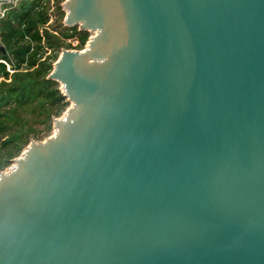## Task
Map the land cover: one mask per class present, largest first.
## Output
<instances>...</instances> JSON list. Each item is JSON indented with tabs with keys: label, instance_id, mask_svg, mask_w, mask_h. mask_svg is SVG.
Instances as JSON below:
<instances>
[{
	"label": "water",
	"instance_id": "obj_1",
	"mask_svg": "<svg viewBox=\"0 0 264 264\" xmlns=\"http://www.w3.org/2000/svg\"><path fill=\"white\" fill-rule=\"evenodd\" d=\"M63 8L95 35L0 171V264H264V0Z\"/></svg>",
	"mask_w": 264,
	"mask_h": 264
},
{
	"label": "trees",
	"instance_id": "obj_2",
	"mask_svg": "<svg viewBox=\"0 0 264 264\" xmlns=\"http://www.w3.org/2000/svg\"><path fill=\"white\" fill-rule=\"evenodd\" d=\"M65 0H22L10 7L0 19V42L6 52L0 51V170L6 162L18 156L32 136H39L36 126L23 115L28 106L40 105L51 127L54 115L59 116L69 101L61 84L48 75L54 69L58 50L70 46L67 39L80 34L83 46L89 32L78 26L64 25ZM54 16L58 25L51 28ZM42 30V31H41ZM34 107V109H35ZM36 111V110H35Z\"/></svg>",
	"mask_w": 264,
	"mask_h": 264
},
{
	"label": "rangeland",
	"instance_id": "obj_3",
	"mask_svg": "<svg viewBox=\"0 0 264 264\" xmlns=\"http://www.w3.org/2000/svg\"><path fill=\"white\" fill-rule=\"evenodd\" d=\"M53 24H51V28H53V26H57L58 25V20L56 18V16H54L53 18V21H52ZM65 25V24H64ZM79 26V25H78ZM89 32V38L88 40H90V38L95 35V32L93 31H88ZM69 42V41H68ZM67 47L70 48V46L67 45ZM66 48V46H63L61 47L60 49L58 50H54L52 52H48L47 54H52V55H55L57 53V57H56V61L59 59L60 55L62 54V50ZM85 48V47H84ZM55 61V62H56ZM55 64V63H54ZM1 81V80H0ZM61 90H62V85H61ZM63 91V90H62ZM69 101V100H68ZM72 105V103L69 101L67 107L65 108V110L59 115V116H55L54 115V118H59V117H62L66 110ZM35 107V106H34ZM33 106H28L26 107V109L23 111V115L30 121V123L34 124L36 126V130L39 131V136L36 137V136H32L30 138V141L24 145V147H22V149L20 150V152L18 153L19 155L16 156V157H13L10 161L6 162V165L4 166V168L0 171H6L8 170L11 165L14 163V159L19 157L23 151L26 149V147L30 144L31 140L32 139H35V140H44L46 137H49L51 135H53L55 133V127H54V123L53 125L50 127L48 125V123H46V114L45 113H42L41 112V107L40 105L38 104V102H36V107L34 109ZM36 110V111H35ZM0 151H3L1 149V142H0Z\"/></svg>",
	"mask_w": 264,
	"mask_h": 264
},
{
	"label": "built area",
	"instance_id": "obj_4",
	"mask_svg": "<svg viewBox=\"0 0 264 264\" xmlns=\"http://www.w3.org/2000/svg\"><path fill=\"white\" fill-rule=\"evenodd\" d=\"M20 1L22 0H0V19L2 17L5 16V14L7 13V10L16 5L17 3H19ZM63 5V3H62ZM64 9V8H63ZM65 24V23H64ZM66 25V24H65ZM67 26V25H66ZM79 27V26H78ZM79 30L80 27H79ZM42 31V30H41ZM91 39V38H90ZM69 41V42H68ZM90 40H88L85 44V46H83V43H82V39L80 37V34H76L75 36H72L70 38L67 39V43L70 44V48H64V49H71V50H84L87 46H88V43H89ZM85 47V48H84ZM63 49V50H64ZM62 50V52H63ZM48 52H52V50H49ZM47 52V53H48ZM51 54V53H50ZM48 55V54H47ZM0 61H3L5 62L7 65H8V68L11 72H13L14 70L11 69V66L10 64H8V62H6L5 60L3 59H0ZM55 63V62H54Z\"/></svg>",
	"mask_w": 264,
	"mask_h": 264
}]
</instances>
